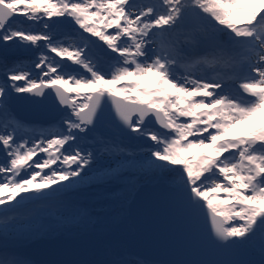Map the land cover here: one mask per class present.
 <instances>
[{"label": "snow or ice", "instance_id": "6c2138e0", "mask_svg": "<svg viewBox=\"0 0 264 264\" xmlns=\"http://www.w3.org/2000/svg\"><path fill=\"white\" fill-rule=\"evenodd\" d=\"M64 24L70 42L57 35ZM0 45L40 49L0 71L5 216L172 173L176 201L210 222V243L258 246L264 264V0H0ZM21 95L59 119L22 121L11 107ZM11 229L5 220L0 264H27L7 251Z\"/></svg>", "mask_w": 264, "mask_h": 264}, {"label": "water", "instance_id": "95a60500", "mask_svg": "<svg viewBox=\"0 0 264 264\" xmlns=\"http://www.w3.org/2000/svg\"><path fill=\"white\" fill-rule=\"evenodd\" d=\"M16 19H22V17H16ZM89 39L94 38L89 36ZM97 43L101 44L99 41ZM13 95L15 97L16 94ZM11 107L17 117L29 123L46 124L54 119H59L50 110L30 104L24 95L14 99ZM111 115V113H106V116L110 117ZM26 116L33 118L38 116L39 119H27ZM103 128H98V131L101 132ZM108 235L112 236L111 239L118 240L109 242ZM99 238L106 239L108 242L95 243V239ZM83 240L92 243L94 247L92 252L86 253L84 260L92 258L100 249H106L113 251L116 259L128 257L151 264L149 261L153 259L141 257L134 252L139 246L143 254L146 251L152 254L157 250L163 253L162 255L171 254L180 257L176 261H181L182 257L184 259L182 262H194V264H243V262H249L246 248L225 249L210 243V222L207 217L201 214L194 215L178 203L173 195L172 185L168 184L161 175L153 181L141 183L136 187L125 203L122 215L109 229L97 234L90 233L76 237L60 233L50 238L37 239L16 248L15 251L34 263L26 256L27 251L36 250L33 253L35 256L33 258L41 260L37 254L39 250L58 247L78 250L84 245ZM120 248L126 251H121ZM130 250L132 251L130 252ZM183 250L186 253H182ZM83 259L79 263L85 262L82 261ZM162 261L167 262L164 259Z\"/></svg>", "mask_w": 264, "mask_h": 264}, {"label": "rangeland", "instance_id": "374dc122", "mask_svg": "<svg viewBox=\"0 0 264 264\" xmlns=\"http://www.w3.org/2000/svg\"><path fill=\"white\" fill-rule=\"evenodd\" d=\"M62 27L63 26H61L59 28L61 29ZM232 87L234 89L238 90V85H232ZM26 118L27 119H35V120L39 119L38 116L35 118L26 116ZM157 176H159V175H157ZM157 176L149 175L147 177L146 174L141 173L139 175V179L137 180L133 191L136 189V187L139 184L147 182V181H153L156 179ZM141 180H143V181H141ZM167 183L171 184L169 182H167ZM112 186H113L112 184H107V185L93 184V185H90L88 187L80 188L79 190L67 192L60 198L35 200L32 203H29V204H26L24 206L16 208L14 211L8 213V216L4 215V212L7 211L6 210L7 206H4V209L2 211H0V227L2 225H4L5 220H7L10 225H12L11 234L9 235L7 245L11 248L22 245L25 243L24 239H23L24 235H28L31 233L39 235V232L41 231V230L39 231V229H45L44 233H46L47 231L50 233L49 230H54V229L56 232L59 229V227L55 228L53 226L62 221L61 216L67 215L68 217H70L71 209H64L66 207L62 208L61 206H64L67 204L69 205L70 203H74V202L80 203V202H83V200L86 201L87 206H91L90 209L87 211L88 219H86L84 221L70 220V221H72L71 223H73V224H86V222H89L91 218L92 219L95 218L96 214H98L100 216H102V214H105L104 219H102L101 221H103V223H104V224H102L103 225L102 227H107L109 225V223H111L112 221H114L116 219L113 215L110 214L113 211V209H115V208L108 206L106 208H102V210H101V208H93V206L97 205L96 201H102L103 200L102 196L107 194V192L109 191L108 187H112ZM117 188L119 190H118V192H115V193H119V196L116 199L119 200V203L121 205L123 203L125 204L124 199H125L126 195L129 193V191L121 190V187L119 185H117ZM81 195H82V197H81ZM106 203L110 204V202H106ZM93 204H95V205H93ZM56 206H58V207H56ZM57 208L61 209L62 213H61V211L57 212ZM10 214H11V216H9ZM121 215H122V213H121ZM9 217H12L13 219H9ZM103 231H105V230H103ZM103 231H100V232H93V231L92 232H84V233L67 235V236L76 237V236H80V235H84V234H90V233H96L97 234V233H101ZM45 236L51 237L53 235H45ZM89 243L90 242L83 240L84 246H88ZM3 244H4V241L0 243V248L3 247ZM89 245H91V247L88 249L87 254L92 252L93 251L92 248H94L92 246V243H90ZM257 247L246 248V250H247V252L251 251L254 254L256 253V255L260 259V254L257 251L259 249H257ZM35 251L36 250H34L32 252L27 251L26 256H28L30 259H32V261L35 264H39L37 262L39 260H36L33 258V257H35V256H33V253H35ZM77 251L78 252L75 254V256H77V254L79 253L80 248ZM84 256H81L76 260H72L69 264H76V263L80 264L79 262L81 259L84 258ZM48 259L52 260L55 258H48ZM84 259L82 261H86ZM252 259H254V258L252 257ZM252 259L249 258L248 261H250ZM149 262L151 264H154V263H156V264H168V262H163L161 260H150ZM56 264H59V263H56Z\"/></svg>", "mask_w": 264, "mask_h": 264}, {"label": "trees", "instance_id": "16d2710c", "mask_svg": "<svg viewBox=\"0 0 264 264\" xmlns=\"http://www.w3.org/2000/svg\"><path fill=\"white\" fill-rule=\"evenodd\" d=\"M63 26L61 29L59 27ZM34 31H38L40 30L39 29V25H36L34 26ZM70 32V28L67 24H64V25H59L57 27V35L60 36L61 38L65 39L66 42H70L71 41V37L69 35H67V33ZM85 36H88V34H84ZM89 38V37H88ZM41 44L43 42H40ZM40 49H37V48H32V47H29L27 48V50L23 49V48H12V47H9V48H4V46L0 45V71H2L3 69V66L6 64V65H9L11 66L14 62H17V61H20V62H29V61H32L37 52L39 51ZM66 63V61H65ZM34 71V70H33ZM33 124H36V125H43L45 127L48 126L49 122L46 123V124H40V123H33ZM101 133L105 134V135H109L110 133L108 132V130L106 128H103V130L101 131ZM135 135V134H133ZM146 143L148 144H151L152 142L151 141H146ZM129 147H132V148H137L138 147V142H133V143H130L129 144ZM145 155H147V152L145 151L144 153ZM143 174H146L147 177L149 175H154V176H157V175H161V174H153V173H143ZM162 176L165 177L166 181L171 183V176H172V173H166V174H163ZM146 177V178H147ZM145 178V179H146ZM143 181V180H141ZM108 192L107 194H110V193H115V192H118V188H117V185H113L112 187H108ZM133 192V189L126 195L125 197V203L129 200L130 198V195L131 193ZM93 194V193H92ZM107 194H105L104 196H102V201H96L97 205L96 206H93L95 204H93V208H106L108 206L110 207H114L115 209H113V211L110 213L111 215H113L116 219L114 221H112L111 223H109V225L107 227H102L104 224L103 221H101L102 219H104L105 217V214H102V216L96 214V217L95 218H91L89 222H86V224H73L71 223L72 221H70V217H68L67 215H63L61 216V222L57 223L56 225H54L53 227L55 228H58L59 229L55 232V229L54 230H49L50 233L47 231L46 233L45 232V229H39V235L37 234H28V235H24L23 239H24V244L22 245H19L17 247H7V251L9 253H16L20 258L24 259L27 264H35V263H32L31 261L27 260L25 257H23L20 253L16 252L15 249L20 247V246H25V244H29L30 242H33L37 239H40V238H50V237H47L45 235H57V234H66V235H73V234H79V233H84V232H100V231H103V230H107L108 228L111 227V225L117 221L120 216H121V213L123 211V207H124V203L121 205L119 203V200L116 199V198H110ZM119 196V195H118ZM82 197V195H81ZM106 202H110V204H107ZM75 203V204H74ZM74 203H70L69 205H64V206H61L62 208L64 209H73V208H80V209H85L86 211H88L90 209L91 206H87L86 204V201L83 200V202H74ZM8 207V206H7ZM58 207V206H56ZM83 207V208H82ZM63 209V210H64ZM7 210V209H6ZM61 209L57 208V212H60ZM64 212V211H63ZM10 213V212H9ZM62 213V211H61ZM11 216V214L9 215ZM64 221V222H63ZM67 225V226H66ZM2 228H3V225L0 227V243L4 241V237H3V233H2ZM43 234V235H42ZM51 236V237H53ZM257 249H259L257 247ZM48 249H45V250H39L37 252V254L39 255L40 259L39 262H46V263H50L52 264L48 257L46 255V251ZM5 251V248L4 247H1L0 248V254H3V252ZM259 252V250H257ZM246 253L248 255V258H251L252 257L254 259L250 260L249 262H251V264H259V257L256 255V253L254 254L253 252L249 251L247 252L246 250ZM99 254V255H98ZM64 255L65 257H67V259L64 258ZM62 255L63 258H64V261L68 260V259H71L70 258V254H64ZM61 256V257H62ZM59 257V258H61ZM50 258V257H49ZM124 261L126 262V264H146V263H142L138 260H135L133 258H128V257H123V258H120V259H116L114 257V252L113 251H109V250H102L100 249L97 254H95L92 258H89L88 260H86L85 262L83 263H80V264H109L111 261Z\"/></svg>", "mask_w": 264, "mask_h": 264}, {"label": "bare ground", "instance_id": "6f19581e", "mask_svg": "<svg viewBox=\"0 0 264 264\" xmlns=\"http://www.w3.org/2000/svg\"><path fill=\"white\" fill-rule=\"evenodd\" d=\"M111 238H112V236H109L108 235L109 242H114V241L118 240V239L113 240ZM95 240H96L95 243H98V244H99V241H103L104 243L105 242H108V241H106V239H103V238H99V239H95ZM92 246H93V244H92ZM90 247H91V245H89V244H88V246L82 245L80 247V251L77 254V256H75V254L78 252L76 248H74V249L73 248L72 249H67L65 247H58V248H54V249H48L46 251V255L49 256L50 258H55V259H52V260L49 259V261L52 262L53 264H56V263H59V264H69L72 260H76L79 257L86 255V253H87V251H88V249ZM123 248L122 249L120 248V250L121 251H126ZM131 251L132 250H130V252ZM134 252H136L141 257H144V258H147V259L161 260V261H162V259L167 260L168 264H177V262H182L184 260L181 257V261L180 260L179 261H176L177 259H180V257L173 256L171 254L170 255H168V254L167 255H162L163 253H161L160 251H157V250H155L154 253H152V254H149L148 251L144 252V254H143L142 251H141V249L139 248V246L136 247V251H134ZM68 253L70 254V258L71 259H68V260L64 261V258L67 259V257H65L64 254H68ZM182 253H186V251L183 250ZM62 255H64V258H63ZM59 257H61V258H59ZM141 257H140V259H141Z\"/></svg>", "mask_w": 264, "mask_h": 264}]
</instances>
